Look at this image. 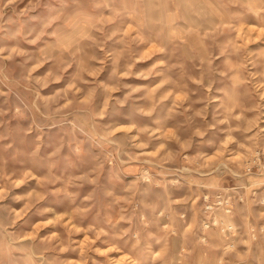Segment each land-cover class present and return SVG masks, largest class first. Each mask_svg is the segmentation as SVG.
<instances>
[{"label": "clouds", "instance_id": "obj_1", "mask_svg": "<svg viewBox=\"0 0 264 264\" xmlns=\"http://www.w3.org/2000/svg\"><path fill=\"white\" fill-rule=\"evenodd\" d=\"M90 2L99 18L57 14L38 52L20 47L28 35L14 38L8 56L0 47V126L13 115L28 121L16 154H0V201L15 186L8 176L23 182L57 163L87 165L95 185L87 200L105 245L119 251L132 241L151 253L155 241L153 264H264V0H201L212 23L199 9L183 11L188 0ZM149 56L152 67L133 73ZM134 74L154 79H122ZM7 139L0 133V152L13 147ZM10 161L20 169L10 172ZM101 169L105 184L95 183ZM54 183L40 190L66 191ZM117 189L128 200L121 219L102 216ZM12 224L0 220V264H10V251L30 253L25 264H52L44 252L54 245L37 238L39 226L26 235ZM225 245L227 260L217 256Z\"/></svg>", "mask_w": 264, "mask_h": 264}, {"label": "rangeland", "instance_id": "obj_2", "mask_svg": "<svg viewBox=\"0 0 264 264\" xmlns=\"http://www.w3.org/2000/svg\"><path fill=\"white\" fill-rule=\"evenodd\" d=\"M161 2L164 4V8L168 7L166 0H161ZM193 2L195 1L188 0L184 8L192 5L191 10H193L197 9L198 5L201 7L203 15L216 18L213 9L201 3V0H196V6L193 5ZM68 8H71L72 11L69 12ZM205 8L207 11L204 10ZM59 13L77 17L81 20L92 16L99 18L100 16V10L94 9L90 0H82L78 6L63 5L61 0H0V47L9 49L5 56H8L11 50L17 46L16 39L20 35L29 36L27 41L21 42L20 47L26 51L38 52L44 46V42L49 39L47 36L49 22ZM158 14L160 16L164 15L163 8ZM104 15H107L106 11ZM200 18L205 20L202 15ZM249 47L254 48L255 44L249 43ZM140 51L142 54H147L148 49L141 47ZM15 58L20 59L19 56ZM154 62L152 56L144 60L137 59L132 72H147ZM47 70L45 66L43 69H37L36 72L44 74ZM110 74L111 71L109 70L102 73L100 78L106 80ZM122 79L126 83L136 86L146 84L148 80L154 78L150 76L148 80H145L140 75L134 74L122 77ZM157 83H159L158 79L149 87H155ZM115 95L123 97L124 90L115 93ZM139 102L137 101V103ZM14 111L15 109H13ZM27 123L28 121L24 117L13 115L10 119H7L6 126H0V133L8 136L4 144H13L12 148H5L0 152L6 160L16 154L17 149L14 142L23 136V129L27 127ZM88 150V143L81 144L79 151L87 153ZM49 151L51 153L56 150L50 149ZM20 167L19 164L10 161L8 170L10 172L19 170ZM104 167H108V165ZM24 170L27 171L28 169ZM89 171L87 165L72 168L57 163L50 175L45 169L33 172L32 178L25 179L23 182H21L20 176L6 177L15 186L11 187L8 196L0 201V205L4 206L0 208V220L4 223H11L12 220H15V224H12L8 230L10 232L23 230L26 235H32L31 229L34 226H39L38 233H35L37 238L43 240L46 237L47 244L49 246L54 245V247H49L48 251L44 252V257L52 264H99V262L105 260L111 261L112 264H153L156 253L161 250L155 241L147 242L151 245V253L143 245L132 248V241L119 251L103 243L104 237L100 235L97 227V221L100 217L95 215L87 200L88 195L95 186L93 177L88 175ZM4 179L0 178V183ZM52 179H55V183L50 184V187H63L66 191L61 194L49 193L45 195L40 190L41 186L48 184ZM95 183H107L103 169L100 170ZM127 203V197L117 189L115 203L101 215L121 219L119 216L121 206ZM17 216L20 219H16ZM121 223L126 222L121 220ZM90 232L91 234H89ZM226 250L227 245H225V248L217 250V256H223L225 260L229 259L231 254L225 255ZM178 252V245H169V255H176ZM29 255L30 253L26 251H10L5 258L10 264H25ZM252 264H255L254 260Z\"/></svg>", "mask_w": 264, "mask_h": 264}, {"label": "bare ground", "instance_id": "obj_3", "mask_svg": "<svg viewBox=\"0 0 264 264\" xmlns=\"http://www.w3.org/2000/svg\"><path fill=\"white\" fill-rule=\"evenodd\" d=\"M194 1H195V2H193V5L196 6V0H194ZM191 6H192V5H190V6H188V7H185V8L183 9V11H189V10H191ZM197 9H199L200 12L202 11L201 7L198 6V5H197ZM204 10H206V8H205ZM206 11H207V10H206ZM201 15H202V16L205 18V20H206L207 22H209V23H212V22H215V21H216V18H213V17H211V16L203 15L202 12H201Z\"/></svg>", "mask_w": 264, "mask_h": 264}, {"label": "built area", "instance_id": "obj_4", "mask_svg": "<svg viewBox=\"0 0 264 264\" xmlns=\"http://www.w3.org/2000/svg\"><path fill=\"white\" fill-rule=\"evenodd\" d=\"M257 191H259V190H257Z\"/></svg>", "mask_w": 264, "mask_h": 264}]
</instances>
